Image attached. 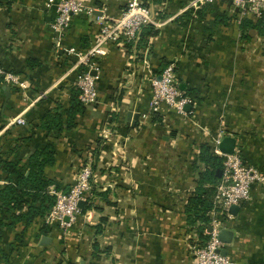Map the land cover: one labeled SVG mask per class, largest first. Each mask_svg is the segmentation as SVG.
<instances>
[{
	"label": "crops",
	"instance_id": "obj_1",
	"mask_svg": "<svg viewBox=\"0 0 264 264\" xmlns=\"http://www.w3.org/2000/svg\"><path fill=\"white\" fill-rule=\"evenodd\" d=\"M60 1L0 0V67L20 79L16 87L0 79V152L21 145L15 158L26 163L35 150L54 145L56 164L46 174L62 191L91 157L94 194L68 229L47 223L44 232L41 220L24 234V224L4 228L0 264H196L192 246L203 242L202 225L191 222L188 205L205 170L200 149L214 148L224 131L245 163L264 175V40L242 36L232 0L197 10L195 0L147 1L157 33L140 46L104 44L92 58L98 103L85 107L73 128L48 133L42 118L71 107L78 75L88 68L80 57L129 2L86 0L98 10L75 16L59 41L52 24ZM172 62L193 113L184 119L163 106L156 121L151 79ZM7 183L0 166V187ZM237 207L222 228L234 232L226 256L235 264H264V182Z\"/></svg>",
	"mask_w": 264,
	"mask_h": 264
},
{
	"label": "built area",
	"instance_id": "obj_2",
	"mask_svg": "<svg viewBox=\"0 0 264 264\" xmlns=\"http://www.w3.org/2000/svg\"><path fill=\"white\" fill-rule=\"evenodd\" d=\"M213 2L214 0H195L191 7L197 10ZM232 2L238 9L241 19L258 17L264 10V0H232ZM56 10L57 15L52 29L61 41L75 16H93L98 9L87 4L86 0H61ZM147 25L158 26V21L155 11L150 6L144 5L143 0H129L127 9L121 18L102 24L95 45L80 57V64L88 67L86 71L79 73L76 81V87L80 93L79 100L84 106H93L99 101L97 79L93 73L96 64L93 63L92 58L102 54V47L108 42L138 43L141 39V32ZM69 52L76 53L75 49H70ZM0 77L8 85L15 87L20 85L19 77L2 67H0ZM151 89L152 113L161 112L163 106L175 110L184 119L193 113L192 110L187 109L191 103L190 98L179 87L176 63H170L159 77L155 76L151 79ZM15 123L23 125L25 120L17 118ZM224 136V131H221L214 141V153L223 159L222 177L213 197L214 210L210 224L212 231L207 232L206 241L196 242L192 246L196 264H235L220 253L225 243L219 239V233L224 222L232 218L230 209L249 201L252 186L255 183L264 182V175L256 167L246 164L239 151L224 154L219 150ZM94 184L92 158L89 157L87 163L79 170L76 182L69 191H52L57 201L47 216V223H57L64 229L72 227L83 212L80 203L90 202ZM222 214H225L226 221L224 222L219 218Z\"/></svg>",
	"mask_w": 264,
	"mask_h": 264
},
{
	"label": "trees",
	"instance_id": "obj_3",
	"mask_svg": "<svg viewBox=\"0 0 264 264\" xmlns=\"http://www.w3.org/2000/svg\"><path fill=\"white\" fill-rule=\"evenodd\" d=\"M147 1H151L154 5H160L166 0H143L146 6L150 5ZM240 30L246 39H251L252 35L256 34L264 40V10L258 17L243 18L240 21ZM156 33L153 25L145 26L137 45L146 43L148 38ZM79 94L78 90L77 97L73 99L71 107L65 113L61 110L49 111L42 118V128L48 133L60 132L65 126L67 129L73 128L76 116L82 113L86 107L80 102ZM153 115L156 121H162L160 112L153 113ZM27 139L21 137L19 141L25 143ZM20 146L16 145L7 152H0V166L8 180L5 186L0 187V243L2 231L6 227L24 224L26 227L24 234L32 223L41 220L44 221L43 231L46 232L48 227L46 218L57 201V197L52 191L67 192L62 191L56 181L46 174L47 169L56 164L57 150L54 145L47 144L35 150L26 163L19 157L15 158L18 156ZM198 161L204 165L205 170L199 174L198 188L195 196L190 199L188 213L192 223L202 225L199 237L204 242L208 239L207 229L212 221L213 197L217 185L221 181L219 174L223 170V159L214 153L212 147L203 146L200 149ZM219 218L223 222L226 221L225 214L220 215ZM2 257L4 254L0 247V259Z\"/></svg>",
	"mask_w": 264,
	"mask_h": 264
},
{
	"label": "water",
	"instance_id": "obj_4",
	"mask_svg": "<svg viewBox=\"0 0 264 264\" xmlns=\"http://www.w3.org/2000/svg\"><path fill=\"white\" fill-rule=\"evenodd\" d=\"M6 89L10 91V87L6 86ZM7 97L9 96V93L6 94ZM132 116V115H131ZM136 118V117H135ZM132 119V118H131ZM236 148V139L232 137H224L219 145V150L224 153V154H233ZM220 177H222V171H220ZM85 202L80 203V207L84 209L85 207ZM238 207L234 206L231 208V212H234ZM212 231V228L210 227L209 232ZM234 238V232L229 230V229H222L219 233V239L225 243V244H230L232 243V240ZM220 253L223 255H227L226 250L222 249L220 250Z\"/></svg>",
	"mask_w": 264,
	"mask_h": 264
}]
</instances>
